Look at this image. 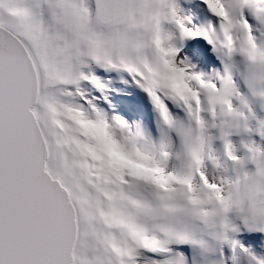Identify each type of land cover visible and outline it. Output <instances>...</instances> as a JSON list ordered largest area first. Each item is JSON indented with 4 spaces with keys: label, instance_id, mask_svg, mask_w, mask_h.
<instances>
[{
    "label": "snow or ice",
    "instance_id": "6c2138e0",
    "mask_svg": "<svg viewBox=\"0 0 264 264\" xmlns=\"http://www.w3.org/2000/svg\"><path fill=\"white\" fill-rule=\"evenodd\" d=\"M0 264H264V0H0Z\"/></svg>",
    "mask_w": 264,
    "mask_h": 264
},
{
    "label": "clouds",
    "instance_id": "9594fccd",
    "mask_svg": "<svg viewBox=\"0 0 264 264\" xmlns=\"http://www.w3.org/2000/svg\"><path fill=\"white\" fill-rule=\"evenodd\" d=\"M97 132H98V134H103V129L97 128Z\"/></svg>",
    "mask_w": 264,
    "mask_h": 264
}]
</instances>
